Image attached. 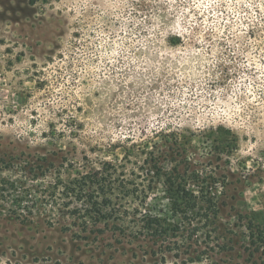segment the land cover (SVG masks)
<instances>
[{"label": "rangeland", "instance_id": "rangeland-1", "mask_svg": "<svg viewBox=\"0 0 264 264\" xmlns=\"http://www.w3.org/2000/svg\"><path fill=\"white\" fill-rule=\"evenodd\" d=\"M0 264H264V0H0Z\"/></svg>", "mask_w": 264, "mask_h": 264}, {"label": "trees", "instance_id": "trees-1", "mask_svg": "<svg viewBox=\"0 0 264 264\" xmlns=\"http://www.w3.org/2000/svg\"><path fill=\"white\" fill-rule=\"evenodd\" d=\"M98 185L101 189L106 188L105 183L103 181H99ZM168 191V199L172 204V210L176 213L181 215H188V214H199L201 215V198L196 195L195 191L190 189L189 186H183L179 184L175 186V184L171 185ZM201 193V189H199ZM80 198V197H79ZM79 200H83L82 198ZM107 202V200H105ZM92 209L94 207L102 206V203L98 202H90ZM144 221V227L147 230H161L163 228L162 221L157 217L147 216Z\"/></svg>", "mask_w": 264, "mask_h": 264}]
</instances>
